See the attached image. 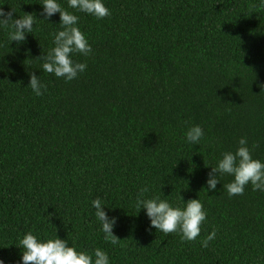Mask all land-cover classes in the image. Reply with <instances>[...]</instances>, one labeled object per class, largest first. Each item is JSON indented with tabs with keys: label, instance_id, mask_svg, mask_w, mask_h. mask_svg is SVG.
<instances>
[{
	"label": "trees",
	"instance_id": "obj_1",
	"mask_svg": "<svg viewBox=\"0 0 264 264\" xmlns=\"http://www.w3.org/2000/svg\"><path fill=\"white\" fill-rule=\"evenodd\" d=\"M59 2L92 46L74 55L87 68L68 82L41 69L59 13L44 19L42 0H0L14 18H35L23 41L0 27V259L20 264L16 244L33 231L99 247L111 264H264V192L249 184L229 197L230 175L215 190L206 183L241 136L264 161L260 0H106L103 19ZM196 124L204 137L192 145L184 132ZM141 188L181 207L199 198L207 216L196 240L150 227L135 206ZM98 196L116 217L115 246L94 215Z\"/></svg>",
	"mask_w": 264,
	"mask_h": 264
},
{
	"label": "clouds",
	"instance_id": "obj_2",
	"mask_svg": "<svg viewBox=\"0 0 264 264\" xmlns=\"http://www.w3.org/2000/svg\"><path fill=\"white\" fill-rule=\"evenodd\" d=\"M44 19H48L55 13H59L60 30L53 34V47L41 56L43 72L53 74L57 78H63L65 82L72 81L79 74L86 71L87 64L74 60V55L79 53L88 56L92 53V46L85 33L78 26L79 17L73 12L64 10L59 0H42ZM264 6V0H260ZM68 8L92 15L96 19H103L111 15L106 6V0H67ZM34 17L29 13L22 17H13L12 12L5 13L0 8V27H10L9 41H23L26 33H32ZM36 96H41L47 91L39 77L35 73L30 74L28 85ZM264 88V85L261 86ZM204 137L203 128L196 124L191 125L184 132L186 142L195 145L200 144ZM208 175L207 190H215L220 177L230 175L233 179L223 185L229 197L242 195L249 184L252 190L264 192V161L252 156L246 136L238 139V147L233 151H225L221 158L211 166ZM147 188H141L135 202L139 212L145 210L149 218L150 227L168 233H178L182 241H194L201 233V226L206 220L207 212L199 198L189 199L183 207L173 205L167 199L160 196L144 198ZM94 215L101 225L104 240L112 245L119 243V238L113 233L116 217H109L104 210L106 205L102 197L98 196L91 201ZM215 229L200 241L201 247H207L209 242L215 239ZM22 249L20 264H111L107 251L97 247L91 252L81 250L76 246L75 240L70 245L66 239L54 237L41 238L39 233L27 231L16 244ZM0 264H5L0 259Z\"/></svg>",
	"mask_w": 264,
	"mask_h": 264
}]
</instances>
